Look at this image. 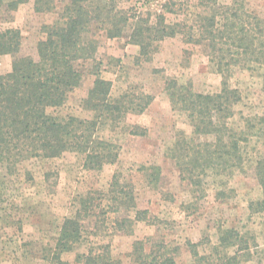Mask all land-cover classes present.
<instances>
[{"label": "rangeland", "instance_id": "374dc122", "mask_svg": "<svg viewBox=\"0 0 264 264\" xmlns=\"http://www.w3.org/2000/svg\"><path fill=\"white\" fill-rule=\"evenodd\" d=\"M3 1L0 33L18 29L22 35L19 55L39 60L38 43L47 38L44 27L58 22L71 0H54L55 9L44 13L35 11V0L14 12L7 7L12 0ZM219 2L229 5L232 0ZM197 4L194 0H123L119 6L131 14H150L153 21L164 14L168 24L190 26L196 14L204 12ZM243 6L251 18H264V0H244ZM131 32L132 26L122 38L108 39L104 31L92 28L89 36L99 42L98 55L75 65L82 74L81 84L54 115L94 117L82 101L93 86L96 69L100 77L112 82V100L126 97L134 107L146 95L153 98L152 103L142 114L123 111L118 121L99 125L97 135L120 148L118 161L100 171L86 170L83 156L75 153L13 165L0 158V264H52V250L64 220L79 212L82 242L62 257L70 263L78 254L102 253L103 246L109 245L114 260L131 264L133 244L151 239L176 248L177 264H226L225 256L233 255L236 248L225 249L219 238L222 231L234 230L249 249L242 252L238 264H264V215L250 209L263 194L254 166L264 153V140L250 137L242 145L244 170L216 175L210 170L202 174L198 168L194 178L200 184L184 181L179 160L190 162L194 145L213 138L194 134L188 114L173 109L167 85L174 81L196 93L215 94L221 90L222 74L207 43H188L187 36L178 34L155 43L158 50L147 59L140 56L139 46L130 44ZM12 62V56H0V75L11 71ZM230 68L229 84L239 91L241 100L234 105L228 124L240 132L248 119L264 115V66ZM134 127L145 135L132 134ZM179 141H184V153L176 149ZM114 182L118 187L111 193ZM121 191L131 192L136 209L120 206ZM137 210L146 212L140 221H134ZM127 215L133 224L125 221V230L120 231L119 224ZM247 252L250 259L244 256Z\"/></svg>", "mask_w": 264, "mask_h": 264}, {"label": "trees", "instance_id": "16d2710c", "mask_svg": "<svg viewBox=\"0 0 264 264\" xmlns=\"http://www.w3.org/2000/svg\"><path fill=\"white\" fill-rule=\"evenodd\" d=\"M29 1L12 0L7 7L14 12ZM121 1L71 0L60 20L44 27L47 38L38 43L39 60L19 55L22 35L18 29L0 33V56L13 57L11 71L0 75V158L13 165L27 159H57L66 153H75L83 156L86 170L100 171L106 165H114L119 159L120 148L97 135L99 125L118 121L123 111L144 113L152 103V97L142 95L143 103L134 107L133 101L126 102V97L112 100V82L100 77L96 69L93 86L82 101L83 108L94 113L92 119L61 118L54 115V110L63 107L69 95L81 84L82 74L75 65L94 60L98 55L99 42L89 36L92 28L104 31L108 39H119L132 26L130 44L139 46L141 57L150 59L158 50L155 43L183 34L188 43H207L210 57L217 62L222 74L221 90L215 94L196 93L190 86L174 81L167 85L173 109L188 114L194 134L213 138L194 145L190 162L179 160L182 179H189L194 186L201 183L194 178L198 168L202 174L210 170L216 175L244 170L242 145L250 137L264 140V115L248 119L243 131L230 128L228 121L241 96L237 89L231 88L228 77L233 71L231 66H264V18L256 15L251 18L243 6L244 0H232L229 5L221 4L219 0H194L204 12L196 14L192 25L168 24L164 14H158L154 21L150 14L147 17L131 14L119 6ZM3 3L0 0V5ZM53 3L54 0H35V11L51 12L55 9ZM132 134L145 135V131L134 127ZM183 143L177 142L176 149L178 151L179 147L184 153ZM254 172L263 194L250 209L264 215V153L255 162ZM116 185L118 182L112 183L111 193L116 191ZM122 196L120 206L136 209L131 192ZM124 200L132 205H126ZM144 213L137 210L134 221H140V215ZM81 217L79 212L64 220L52 250V264H122L111 257L109 245L103 246L102 253L94 254L90 250L87 254L76 255L74 263L63 260L65 253L73 252L82 242ZM130 219L128 215L122 218L120 231L125 230V221L133 224ZM219 241L225 249L236 248L233 255L225 256L226 264H238L242 252L249 250L246 244L242 246L243 241L234 230L222 231ZM176 252V248H170L165 242L139 240L133 244L131 264H177ZM247 253L244 256L250 259Z\"/></svg>", "mask_w": 264, "mask_h": 264}]
</instances>
